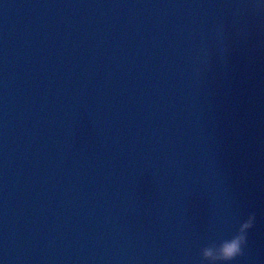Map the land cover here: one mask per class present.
Returning a JSON list of instances; mask_svg holds the SVG:
<instances>
[{"label": "water", "instance_id": "95a60500", "mask_svg": "<svg viewBox=\"0 0 264 264\" xmlns=\"http://www.w3.org/2000/svg\"><path fill=\"white\" fill-rule=\"evenodd\" d=\"M0 264H264V3L0 0Z\"/></svg>", "mask_w": 264, "mask_h": 264}, {"label": "snow or ice", "instance_id": "6c2138e0", "mask_svg": "<svg viewBox=\"0 0 264 264\" xmlns=\"http://www.w3.org/2000/svg\"><path fill=\"white\" fill-rule=\"evenodd\" d=\"M261 3H264V0H260Z\"/></svg>", "mask_w": 264, "mask_h": 264}]
</instances>
